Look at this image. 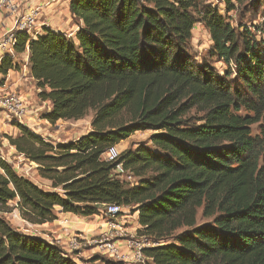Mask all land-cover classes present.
Returning <instances> with one entry per match:
<instances>
[{"label": "trees", "instance_id": "obj_1", "mask_svg": "<svg viewBox=\"0 0 264 264\" xmlns=\"http://www.w3.org/2000/svg\"><path fill=\"white\" fill-rule=\"evenodd\" d=\"M246 1L224 0L228 12ZM70 12L81 22L74 39L49 27L36 36L18 31L14 51L29 50L38 96L51 104L43 118L55 124L93 110L92 129L55 145L17 122L10 144L52 189L0 157V212L16 201L24 220L45 224L57 208L91 217L117 204L137 212L138 233L157 243L144 249L154 264H264L262 40L204 0H71ZM199 22L245 90L232 85L231 70L196 62L188 44ZM11 70L20 65L6 54L0 86ZM147 130L151 147L120 154L137 178L130 185L105 154ZM0 264L79 263L0 215Z\"/></svg>", "mask_w": 264, "mask_h": 264}, {"label": "rangeland", "instance_id": "obj_2", "mask_svg": "<svg viewBox=\"0 0 264 264\" xmlns=\"http://www.w3.org/2000/svg\"><path fill=\"white\" fill-rule=\"evenodd\" d=\"M204 1L216 6L220 13L224 15L227 20L231 22L237 29L243 31V27H247V29L251 30L253 35L256 36L257 40H262L261 44H263L262 48L264 49V0H248L242 5H238L236 3L235 9L229 12L227 11L224 0ZM69 20L71 29L69 32L65 33L74 39L81 22L72 14ZM35 32L36 30L34 29L32 32L34 36H36ZM188 48L198 64H207L212 66L221 75H223L225 71L231 70L228 69V65L226 63L218 59L217 56L213 55L211 35L203 23L199 22L195 25V28L193 29V36L188 44ZM262 57H264V50ZM20 62L23 61L20 60ZM231 67L233 69L235 66L232 64ZM229 79L231 80L234 87L245 90L244 82L241 79V76L238 75L235 70H231ZM3 87L0 89L5 90V92L17 91L22 96L27 105L28 114L23 119L19 120L14 115H12L10 111L0 107V157L6 159L19 174L26 176L44 189H52L51 182L48 183L47 181L43 180L38 174L37 165L34 162H30L23 155L19 154L16 148L10 144L8 137H16L19 134V129L16 123L20 122L28 126L33 131L39 133L43 137L48 138L55 145L75 140L92 129L94 111L89 110L86 116L81 119L59 120L55 124H51L43 118V114L51 108V104L49 101H43L40 99L38 96L39 89L37 88L36 82L33 77H31L29 74H26L25 69L22 71L20 69V74H15L14 77L12 76L9 78L7 83H4ZM241 113L246 114L247 112L243 110ZM252 132L253 134H258L259 125H254L252 127ZM152 134L153 131H138L133 134L128 141L121 145H117V147L120 153L125 149H134L140 143H145L151 147L152 145L150 142V136ZM136 182L137 178L135 177L131 182L126 183L132 185ZM10 207H13L12 212H0V215L5 217L13 227L31 235H42L50 231L24 220L20 216L18 209L14 208L16 207L15 203H10ZM126 210L128 212L127 214L133 213L131 208H126ZM56 212L59 213L58 210H56ZM125 214L126 212L123 215ZM99 216L100 217L96 216L85 219L72 215L66 216L64 214L57 216L61 221L59 222V225L62 230L67 231L68 229L70 231V235L76 232L81 233L84 236L81 238L80 248L74 249L71 254L72 258L79 264H104L103 260L104 258H107L106 256L97 253V250L93 249V247L96 248L94 240L97 239L99 234L102 232V230L97 228L95 223L102 222V225L104 226L102 215L100 214ZM127 219L128 218H126V220ZM62 220H68V222L65 224L62 222ZM199 220H201L200 216ZM126 225L129 224H126L125 222L124 226L126 227ZM50 237L51 241L52 239H55L53 236ZM45 239L50 241L47 236ZM95 255H97V257ZM74 256H78L77 259ZM124 264L138 263L124 262Z\"/></svg>", "mask_w": 264, "mask_h": 264}, {"label": "built area", "instance_id": "obj_3", "mask_svg": "<svg viewBox=\"0 0 264 264\" xmlns=\"http://www.w3.org/2000/svg\"><path fill=\"white\" fill-rule=\"evenodd\" d=\"M22 3L23 0H0V15L7 14L14 20L12 29L0 36V63L6 54L15 52L14 45L18 31H26L33 36L32 32L35 29L41 9L39 5L35 4L24 8ZM0 91V107L10 111L17 119H23L28 114V109L22 96L17 91L5 92L3 89ZM120 154L116 145L111 146L106 152L105 158L108 162L116 163L113 169V175L116 178L124 182H131L135 177L129 170L125 169L123 163L118 162ZM125 209V207L117 204L103 207L101 215L104 221V229L99 237L94 240L97 253L123 263L154 264L144 249L157 243L146 235H140L137 230L133 232L127 230L124 226L123 217ZM62 222L66 224L68 220H62ZM83 237V234L74 232L69 236L65 247L60 241L57 244L71 255L74 249L80 248Z\"/></svg>", "mask_w": 264, "mask_h": 264}, {"label": "crops", "instance_id": "obj_4", "mask_svg": "<svg viewBox=\"0 0 264 264\" xmlns=\"http://www.w3.org/2000/svg\"><path fill=\"white\" fill-rule=\"evenodd\" d=\"M70 1L71 0H23L22 5L24 8H26L29 5H33V4L40 6L39 8L41 9V11H40V15H39V18L37 20L36 27H35V30H36L35 33H36V35H38V34L43 33L44 27H49L55 31H62V32H69L70 31V29H71L70 20H69L71 18ZM13 24H14L13 17H11L7 14L0 15V36H3L9 30H11L13 27ZM11 55L15 56V58H14L15 62L18 63L20 65V67H23V68H20L21 71L23 69H25L26 74H29L32 77L31 63L29 60V58H30L29 50H26L24 53H20V54L12 52ZM19 58H22V59H19ZM20 60H22L23 62H20ZM15 74H20V70H11L9 72V74L6 76V82L5 83H7L9 78H11L12 76L14 77ZM3 86L4 85H2L0 87L2 88ZM43 180L47 181L48 183L50 182L46 179H43ZM10 203L16 204V201H12ZM57 210L59 212V213H57V215H60V214H64L66 216L72 215V216H75L78 218H84V219L96 217V216L100 217L99 215H95V216H91V217H80V216H77V215L72 214V213H64L61 210V208H57ZM125 212H126V214L123 216L125 218L124 222H126V224L127 223L129 224V225H126L127 230L130 232L138 230L140 228V224L138 222V213L134 212L131 214H127L128 212L126 209H125ZM126 218H128V219L126 220ZM130 218H133V219H130ZM59 222H61V221L57 218L53 222H47L45 224H35V225L42 227L43 229L50 230L48 233H44L42 235H38V234H36V235L41 236L43 238H46V236H47V238H49V239L51 238L50 236H53L55 239H52V241L50 239V242L57 244V242L60 241L61 243H63L62 244L63 247H65V245L68 243V240H69V236H70L69 232L70 231L68 229H67L68 232L62 230L60 228ZM95 225L97 226V228L99 230L104 229L102 222L95 223ZM49 234H52V235H49ZM46 240H48V239H46ZM93 249L97 250L95 247H93ZM95 256L97 257V255H95ZM77 257H75V258L77 259Z\"/></svg>", "mask_w": 264, "mask_h": 264}]
</instances>
